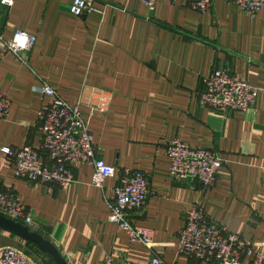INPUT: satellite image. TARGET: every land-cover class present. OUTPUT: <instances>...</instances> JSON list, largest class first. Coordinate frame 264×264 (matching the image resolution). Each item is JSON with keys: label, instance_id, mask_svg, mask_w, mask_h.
<instances>
[{"label": "crops", "instance_id": "obj_1", "mask_svg": "<svg viewBox=\"0 0 264 264\" xmlns=\"http://www.w3.org/2000/svg\"><path fill=\"white\" fill-rule=\"evenodd\" d=\"M71 2L7 6L0 0V35L22 31L35 38L20 55L0 48V91L10 100L8 116L0 118V185L27 207L28 227L49 239L67 264H101L105 255L151 264L152 252L108 219L106 200H114L125 170H137L153 193L130 217L153 230V254L164 264H215L177 252L183 214L198 202L227 232L264 253V7L250 17L224 0L205 12L173 0H155L153 9L141 0H92L85 15L75 16ZM215 68L259 88L256 103L243 112L203 106V78ZM43 83L70 105L86 99L91 87L107 93L105 114L84 109L99 158L115 168L103 190L82 162L71 164L74 181L67 186L15 176L3 150L40 146L38 112L50 100ZM175 136L220 153L223 166L212 188L170 178L165 143ZM5 246L47 256L0 229V249Z\"/></svg>", "mask_w": 264, "mask_h": 264}, {"label": "built area", "instance_id": "obj_2", "mask_svg": "<svg viewBox=\"0 0 264 264\" xmlns=\"http://www.w3.org/2000/svg\"><path fill=\"white\" fill-rule=\"evenodd\" d=\"M150 9L155 0H141ZM187 7L205 12L215 0H173ZM236 5L250 17L264 7V0H224ZM11 6L14 0H1ZM92 0H72L69 11L75 16H83L89 10ZM32 35L18 31L10 39L0 35V48L21 54L34 44ZM21 58V57H20ZM50 100L38 112V129L42 137L40 146L5 148L6 158L12 160L15 176L33 183L47 186H67L74 181L71 164L82 162L92 166L91 183L103 190L104 182L114 175L115 168L105 164L96 152L93 136L89 131V115L105 114L108 110V96L105 91L88 88L90 99H80L70 105L46 83L40 88ZM260 89L249 84L236 74L215 68L203 78L200 103L214 111L243 112L256 103ZM97 100H93V97ZM10 100L0 91V118L8 116ZM169 160V176L178 182L196 183L203 189L212 188L223 166V158L214 149L192 146L175 136L165 143ZM153 193L148 178L140 171L125 170L120 182L114 187V200H106L110 213L109 221L124 230L131 242H137L152 252L151 264H164L153 254V230L135 224L131 212L140 211ZM0 214L19 221L26 226L33 224L27 207L19 196L0 185ZM184 225L178 232L176 248L180 255L215 264H264V253L259 244L240 234L227 232L210 218L198 202L183 214ZM0 264H40L23 250L15 246L0 249ZM101 264H130L128 260H114L105 255Z\"/></svg>", "mask_w": 264, "mask_h": 264}, {"label": "water", "instance_id": "obj_3", "mask_svg": "<svg viewBox=\"0 0 264 264\" xmlns=\"http://www.w3.org/2000/svg\"><path fill=\"white\" fill-rule=\"evenodd\" d=\"M0 229L11 232L24 239L37 250L46 254L54 264H67L58 248L39 232L31 230L23 223L0 214Z\"/></svg>", "mask_w": 264, "mask_h": 264}, {"label": "rangeland", "instance_id": "obj_4", "mask_svg": "<svg viewBox=\"0 0 264 264\" xmlns=\"http://www.w3.org/2000/svg\"><path fill=\"white\" fill-rule=\"evenodd\" d=\"M29 254L32 256V258H34L40 264H54L48 256L42 255V254L37 253V252L35 254H33V251H31V250H30Z\"/></svg>", "mask_w": 264, "mask_h": 264}]
</instances>
